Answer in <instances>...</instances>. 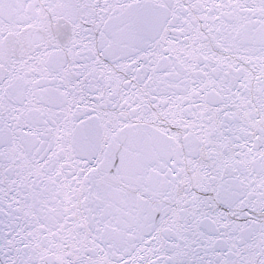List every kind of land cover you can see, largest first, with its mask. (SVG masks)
I'll use <instances>...</instances> for the list:
<instances>
[{
	"label": "snow or ice",
	"instance_id": "obj_1",
	"mask_svg": "<svg viewBox=\"0 0 264 264\" xmlns=\"http://www.w3.org/2000/svg\"><path fill=\"white\" fill-rule=\"evenodd\" d=\"M0 264H264V0H0Z\"/></svg>",
	"mask_w": 264,
	"mask_h": 264
}]
</instances>
